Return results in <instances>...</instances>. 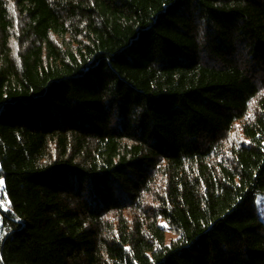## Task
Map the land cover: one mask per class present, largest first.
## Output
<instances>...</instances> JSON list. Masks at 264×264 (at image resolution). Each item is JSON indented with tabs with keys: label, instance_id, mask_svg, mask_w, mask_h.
<instances>
[{
	"label": "trees",
	"instance_id": "16d2710c",
	"mask_svg": "<svg viewBox=\"0 0 264 264\" xmlns=\"http://www.w3.org/2000/svg\"><path fill=\"white\" fill-rule=\"evenodd\" d=\"M0 180L1 264H264V0H0Z\"/></svg>",
	"mask_w": 264,
	"mask_h": 264
},
{
	"label": "rangeland",
	"instance_id": "374dc122",
	"mask_svg": "<svg viewBox=\"0 0 264 264\" xmlns=\"http://www.w3.org/2000/svg\"><path fill=\"white\" fill-rule=\"evenodd\" d=\"M3 185L0 186V190L2 189ZM0 196H1V193H0ZM5 202H6L5 200H2V206L4 208H6ZM255 204H256L257 213L264 220V194H258L257 195ZM167 236H168V239H167L168 241H170L173 238V234L170 231L167 232ZM0 264H1V262H0Z\"/></svg>",
	"mask_w": 264,
	"mask_h": 264
},
{
	"label": "snow or ice",
	"instance_id": "6c2138e0",
	"mask_svg": "<svg viewBox=\"0 0 264 264\" xmlns=\"http://www.w3.org/2000/svg\"><path fill=\"white\" fill-rule=\"evenodd\" d=\"M3 185V181L2 180H0V186H2Z\"/></svg>",
	"mask_w": 264,
	"mask_h": 264
}]
</instances>
